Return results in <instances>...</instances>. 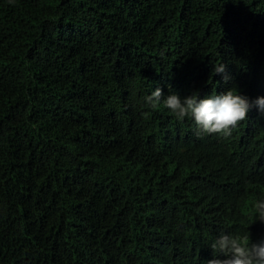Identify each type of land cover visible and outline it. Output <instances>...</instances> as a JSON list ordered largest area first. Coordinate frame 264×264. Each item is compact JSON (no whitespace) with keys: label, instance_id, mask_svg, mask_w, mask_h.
<instances>
[{"label":"trees","instance_id":"1","mask_svg":"<svg viewBox=\"0 0 264 264\" xmlns=\"http://www.w3.org/2000/svg\"><path fill=\"white\" fill-rule=\"evenodd\" d=\"M157 88L264 97V0H0V264H207L221 232L264 239V115L198 137L145 104Z\"/></svg>","mask_w":264,"mask_h":264},{"label":"clouds","instance_id":"2","mask_svg":"<svg viewBox=\"0 0 264 264\" xmlns=\"http://www.w3.org/2000/svg\"><path fill=\"white\" fill-rule=\"evenodd\" d=\"M225 70L226 66L219 63L214 66L213 73L222 75L227 81ZM162 95V90L157 88L144 97L145 104L152 108L163 104L178 121L190 117L194 121L198 137L221 133L225 137L230 136L232 129L237 127L240 121L246 120L252 107L264 115V97L250 102L247 96L237 94L234 88L206 99H197L195 94L181 99L178 94L171 93L162 100ZM253 211L252 223H264V199L255 201ZM211 248L213 259L207 261V264H264V239L251 243L248 233L238 236L232 232H221L211 244ZM218 256L224 258H217Z\"/></svg>","mask_w":264,"mask_h":264}]
</instances>
